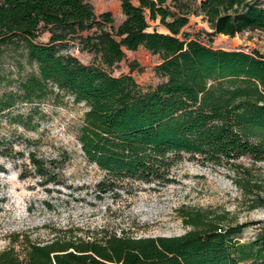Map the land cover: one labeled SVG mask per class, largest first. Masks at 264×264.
I'll use <instances>...</instances> for the list:
<instances>
[{
    "label": "trees",
    "instance_id": "obj_1",
    "mask_svg": "<svg viewBox=\"0 0 264 264\" xmlns=\"http://www.w3.org/2000/svg\"><path fill=\"white\" fill-rule=\"evenodd\" d=\"M119 6L123 19L113 27L112 13L96 14L90 0H0V51L23 52L34 66L15 91L0 92V114L16 102L45 99L53 88L83 102L78 139L84 156L105 172L103 191L126 179L165 185L182 154L216 165L264 161V54L214 48L184 29L194 14L212 36L258 30L264 37V0ZM150 21L165 31L149 30ZM43 32L48 39L37 41ZM70 41L92 55L89 63L61 50ZM140 46L160 59L155 72L163 80L148 88L130 72L111 73L125 50ZM29 158L46 183L39 161ZM186 215L191 228L178 236L55 234L37 241L17 234L0 250V264H264V224L241 241L243 225L225 226L202 211Z\"/></svg>",
    "mask_w": 264,
    "mask_h": 264
},
{
    "label": "rangeland",
    "instance_id": "obj_2",
    "mask_svg": "<svg viewBox=\"0 0 264 264\" xmlns=\"http://www.w3.org/2000/svg\"><path fill=\"white\" fill-rule=\"evenodd\" d=\"M90 2L96 14L112 13L113 27L123 19L119 0ZM154 27L165 31L157 21H150L148 29ZM184 29L214 48L257 49L264 54V37L258 30L212 36L207 22L194 14ZM47 39L43 32L37 41ZM61 50L84 63L92 58L73 41ZM159 61L157 54L140 46L125 50V58L111 73L130 72L148 88L163 80L155 72ZM130 63H135L133 70ZM33 70L23 52L1 49L0 92L15 91L17 82ZM53 90L45 99L19 101L0 114V250L17 234L37 241L55 234L85 239L108 233L178 236L191 228L186 213L195 211L225 226L243 225L241 241L252 238L264 224V205L254 206L264 200V161L249 157L216 165L182 154L172 162L171 181L165 185L126 179L103 191L98 183L105 172L84 156L78 139L86 105ZM31 153L45 171L46 183L30 161Z\"/></svg>",
    "mask_w": 264,
    "mask_h": 264
}]
</instances>
